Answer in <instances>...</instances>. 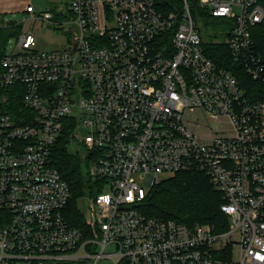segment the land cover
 Wrapping results in <instances>:
<instances>
[{"label": "built area", "instance_id": "1", "mask_svg": "<svg viewBox=\"0 0 264 264\" xmlns=\"http://www.w3.org/2000/svg\"><path fill=\"white\" fill-rule=\"evenodd\" d=\"M65 5L63 48L35 47V26L56 14L28 4L1 59L0 264H264V96L245 83H264V0H181L166 13L154 0ZM208 15L224 20L210 39L245 76L205 52L196 19ZM11 96L23 103L14 116ZM67 128L101 187L87 228L66 215L71 191L52 164ZM178 171L207 177L228 227L140 212Z\"/></svg>", "mask_w": 264, "mask_h": 264}, {"label": "trees", "instance_id": "2", "mask_svg": "<svg viewBox=\"0 0 264 264\" xmlns=\"http://www.w3.org/2000/svg\"><path fill=\"white\" fill-rule=\"evenodd\" d=\"M154 4L157 9L166 13L178 10L181 6V0H154ZM204 13L208 14L209 12L204 10ZM191 14H195V11L191 10ZM3 21L4 15L0 13V71L3 69L1 59L7 47V40L20 31L19 25L15 23L4 25ZM223 21L221 17H209L208 15L205 24L212 26L218 32ZM213 36L219 38L218 33ZM259 39L264 42V28L260 31ZM203 47L215 63L234 70L233 72L237 76L244 75L241 65L233 61L227 44L222 41L206 39ZM245 83L257 90L258 95L264 96L263 82L248 78ZM8 101L10 103L8 111L13 116L23 109L21 97L11 96ZM24 122L18 121L19 124ZM69 138V129H63L51 148L52 164L67 182L69 191H71L66 215L72 224L87 228L88 225L85 224L83 214L77 206V199L84 194L86 189L90 195H93L99 192L101 187L98 186V182L92 183L91 179L83 174L82 156L78 153H71L67 149ZM146 194L139 203L140 212L146 216L172 219L190 227L199 223L214 224L219 230L228 227L226 216L220 210V204L223 202L222 194L214 189L207 177L201 172L178 171L152 185ZM118 264L128 263L121 260Z\"/></svg>", "mask_w": 264, "mask_h": 264}, {"label": "rangeland", "instance_id": "3", "mask_svg": "<svg viewBox=\"0 0 264 264\" xmlns=\"http://www.w3.org/2000/svg\"><path fill=\"white\" fill-rule=\"evenodd\" d=\"M1 10L4 9V20L13 21L21 26L20 21L25 19L28 15L22 10V7L27 5V0H1ZM36 11L40 10H50L56 14L52 19V24H43L42 22L38 23L35 26V47H38L39 50H55L63 48L64 44L70 39V34L67 32L69 21L71 18L70 13L66 9L67 0H30ZM3 21V23H5ZM199 28L202 31L203 37L205 39H210L213 35H217V30L212 26L206 25L205 20L196 19ZM34 20L30 19L27 22V29L34 28ZM9 24V23H6ZM219 34V33H218ZM221 36V35H219ZM14 40V35L9 37V42L6 44L7 48H11ZM79 138V137H78ZM67 149L71 153H78L83 155L84 150L82 144L76 140H70L67 146ZM83 174L87 176L86 168L82 167ZM139 184L144 183V178H139L138 175H134ZM147 191V188H145ZM88 189L84 191L77 199V206L80 212L85 218L92 217V211L90 210L91 195Z\"/></svg>", "mask_w": 264, "mask_h": 264}, {"label": "crops", "instance_id": "4", "mask_svg": "<svg viewBox=\"0 0 264 264\" xmlns=\"http://www.w3.org/2000/svg\"><path fill=\"white\" fill-rule=\"evenodd\" d=\"M2 2L3 1H1L0 0V13L2 14V15H4V9L3 10H1V4H2ZM27 5L28 4H31V1L30 0H27V3H26ZM25 7H26V5L24 6V7H22V10L25 12ZM25 13H27V12H25ZM28 15V14H27ZM5 21V20H4ZM5 22H8V21H5Z\"/></svg>", "mask_w": 264, "mask_h": 264}]
</instances>
